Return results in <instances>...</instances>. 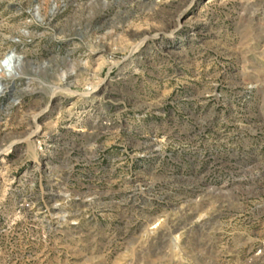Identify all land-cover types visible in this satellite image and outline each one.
I'll return each instance as SVG.
<instances>
[{
	"label": "rangeland",
	"instance_id": "rangeland-1",
	"mask_svg": "<svg viewBox=\"0 0 264 264\" xmlns=\"http://www.w3.org/2000/svg\"><path fill=\"white\" fill-rule=\"evenodd\" d=\"M0 264H264V0H0Z\"/></svg>",
	"mask_w": 264,
	"mask_h": 264
},
{
	"label": "bare ground",
	"instance_id": "bare-ground-1",
	"mask_svg": "<svg viewBox=\"0 0 264 264\" xmlns=\"http://www.w3.org/2000/svg\"><path fill=\"white\" fill-rule=\"evenodd\" d=\"M15 66V61H13L12 58H8V59H3L0 62V73H3L5 75H12V71L14 69Z\"/></svg>",
	"mask_w": 264,
	"mask_h": 264
},
{
	"label": "water",
	"instance_id": "water-1",
	"mask_svg": "<svg viewBox=\"0 0 264 264\" xmlns=\"http://www.w3.org/2000/svg\"><path fill=\"white\" fill-rule=\"evenodd\" d=\"M5 58H6V59H8V58H12L13 61H21V59H22V58H18V57H16V55H15L14 53H10V54H8ZM0 71H1V70H0Z\"/></svg>",
	"mask_w": 264,
	"mask_h": 264
}]
</instances>
